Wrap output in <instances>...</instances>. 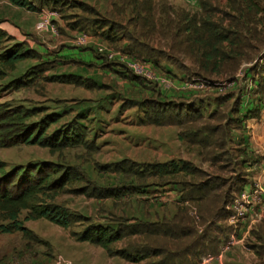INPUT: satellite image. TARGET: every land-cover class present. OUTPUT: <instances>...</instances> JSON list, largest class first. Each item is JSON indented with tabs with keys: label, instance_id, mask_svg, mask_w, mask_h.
I'll return each mask as SVG.
<instances>
[{
	"label": "trees",
	"instance_id": "obj_1",
	"mask_svg": "<svg viewBox=\"0 0 264 264\" xmlns=\"http://www.w3.org/2000/svg\"><path fill=\"white\" fill-rule=\"evenodd\" d=\"M9 1L29 10L37 8L32 0ZM261 1L264 0H227L226 9L230 14L224 13L227 19V22H224V17L216 20L220 3L218 0H200L201 9L197 12H186L181 8L172 13H169V5L162 2L158 14L154 12L153 0H119L117 7L121 4V8L133 6L136 15L129 17L128 21L133 22L132 25L137 31L133 29L124 36H117L113 33L115 30L113 25L108 26V23L98 18L92 20L87 17L79 18L74 25L94 32L100 31L99 34L111 42L127 39L129 44L126 50L137 54L156 53L150 42L156 38L162 39V42L164 41L171 49L170 52L172 51L169 54L170 59L181 69L190 70L185 64V60L190 59L192 67L198 69V71L194 69L196 73L217 77L230 76L243 61L253 60L264 49V6H261ZM67 2V0L43 1L44 4L52 6L53 4L64 6ZM81 4L94 11L88 4ZM101 27L104 29L103 32ZM11 39L6 32L0 30V48L2 46L4 48L6 42ZM23 43L25 42L14 43L1 50L0 79L5 78L7 70H15L22 62L42 58L33 47L24 49ZM50 63L48 60H41L36 65L29 66L23 76L16 81H9L10 84L4 85V88L26 87L48 70ZM44 79L61 83L78 81L77 76L72 74L44 75ZM152 108V115L148 116L147 121L157 125L165 123L179 125L182 128V137L198 145L199 153L204 159L215 162L229 154L223 150L228 133L232 129L228 120L238 119L232 112L217 108L206 116L201 109L195 110L190 106L176 103H157ZM43 112L44 115L38 117V114ZM64 113L48 112L46 107L40 106L14 105L8 101L0 103V148L21 144L50 147L55 151L80 145L91 147L92 141L88 140L90 130L80 118H74L57 130L48 132L53 124L62 119ZM218 132L221 137L213 143V138ZM201 134L205 137L200 138ZM209 139L214 147H211V143L208 145ZM116 166L123 173L129 171L128 166L123 164ZM136 168L140 169L134 174H141L140 179L148 175L153 179V183H160L164 178L179 183L184 191L181 198L192 203L178 206L177 213L169 220L152 222L138 218L137 226L128 231L112 225L89 226L81 234L80 239L99 244L110 252L112 245L122 241L124 237H143L145 239V243L141 244L143 246L130 250L121 248L114 250L112 254L132 262H140L151 257L150 259L156 260H151L150 264H200L203 258L209 252H214L216 246L220 244L211 233L213 224L207 222L211 218L217 219L223 212L225 203L229 201L228 197L218 193L225 180L201 179L204 170L183 159L131 166V169ZM145 169L149 170L148 174L145 173ZM55 172L56 169L52 166L48 168L47 164L37 163L22 164L8 170L6 162L0 159V233L26 232L24 221L40 218H47L65 228L71 225L72 214L60 206L47 203L42 198L45 191H52L65 184L64 180L63 182L59 180L61 177L54 179ZM70 176L66 180L71 182L78 177L72 174ZM125 185L124 189H129L131 193L139 191L132 183ZM149 185H152L151 182ZM139 186L141 189H147L144 188L147 184ZM201 187H205V190L199 192ZM108 189L110 187H104L105 191ZM194 209L201 218L200 225L190 215ZM24 211L26 215L22 218ZM199 226L203 227L201 232ZM251 234L257 241L251 244L252 248L259 254L264 253V234L257 228L252 230Z\"/></svg>",
	"mask_w": 264,
	"mask_h": 264
},
{
	"label": "crops",
	"instance_id": "obj_2",
	"mask_svg": "<svg viewBox=\"0 0 264 264\" xmlns=\"http://www.w3.org/2000/svg\"><path fill=\"white\" fill-rule=\"evenodd\" d=\"M32 1L37 7L36 10H29L25 7L15 5L9 0H0V30L6 32L8 36L17 42L26 41L41 54L43 60L51 62L49 69L44 72V75L72 74L76 75L78 79L75 83H61L46 80L47 83L72 86L82 91L91 90L90 94H88L90 95L89 97L87 95V97L73 99L77 102H74L75 104L72 105L78 107L81 103L99 100L100 95L104 94L112 99L110 110L113 115H106L104 111H96V113L101 122L104 123L105 120L110 121L108 125H112L111 127L113 128L117 125L115 119L111 116L114 117L118 111V120H125L126 118L124 125L128 127H137L142 130L158 128L159 131L161 127H166L167 129L173 130V132L178 127L176 130L178 133L176 142L180 146L174 147L170 143L171 149L169 151L165 150V152H162L161 149H154L156 155L166 156L167 160L164 161L158 158L149 160V157L146 160L142 159L143 154H145L143 150L146 149V142L144 141L145 134L156 135L157 138H161L162 132H107L109 129L108 126L107 130L100 129L98 132H106V134L101 133L98 137L97 132V134L95 133L93 135L91 141H97L104 137L102 140L104 149L110 151V153H116L120 149H123L129 154L126 157H122L125 155L119 156L121 160L117 157L118 159H116L114 166L117 164L128 166L124 162H129L127 158L136 161L132 162V165L140 166H145L144 164L169 162L174 159H183L193 163L202 170L217 168L221 171L224 168L223 165H227L225 163L230 162L226 158L227 155L219 158L215 162L204 159L199 153L198 145L182 137V128L177 124L165 123L163 125H157L147 121L148 116L152 115L153 105L157 103H176L186 107L190 106V108L195 110L201 109L206 116L217 108H221L222 110L232 112V115L240 120L239 123H236L232 127L231 132L228 133L229 135L226 138L223 150L225 152H231V149L227 148L230 144L232 151L237 150L239 152L240 164L238 165L242 168L244 175L228 186V182L225 180V183L218 189V193L224 197H228L229 201L225 203L221 215L217 219L211 218L207 223L213 224L211 233H213L220 244L216 246L217 249L214 252H209L200 264H264V253L259 254L251 246V244L257 243L256 238L251 234L252 230L257 228L261 234H264V223H262L264 222V196L262 197L261 203L254 206L256 215H251L252 210L247 205L249 211H245L246 213L238 221L233 218L236 214V200L240 199L243 193L252 195L256 187L264 186V78H254V72L257 68L256 63L258 61H264V49L253 60L243 61L238 69L226 79L219 80L217 76L211 78H191L187 71L178 67L172 62L170 57L164 54L158 56L156 55L157 53H132L126 50L129 44L127 39L111 42L99 34L100 31L91 32L90 30L91 33L88 34L89 29L87 30L74 25L77 19L82 18V15L74 14L73 19L65 18L66 15L62 14L60 9L54 7L49 8L46 5L42 7L40 5L41 2L38 4L37 0ZM76 3L90 4L88 0H80L76 1ZM196 5L197 11H199L201 9L200 2ZM119 7H122V4ZM45 19L50 22L49 27L44 30H39V22ZM17 20L20 22L17 23ZM70 31L77 32L74 39L66 37L70 36ZM87 31V34L90 35L88 44H79L78 38ZM101 39L108 41L107 43L110 42L108 44L109 47L103 42H99ZM91 42H95L98 46L104 44L106 48L112 49L117 54L123 53L136 59L150 61L153 67L152 70L169 79L172 82L171 87L163 86L150 77L137 74L126 62L121 61L118 55L115 58H110L106 52L104 54L98 53L99 51H97L96 47L91 46ZM77 48L81 50H77ZM86 49H91L93 52L96 50L97 52L95 51L94 54L97 59L94 60L93 53ZM26 61H31L28 67L39 63L38 60H35L34 63L32 60ZM69 69H73L74 71L69 72ZM243 72L244 74L242 75ZM262 72L260 71L264 76ZM198 80L203 83V88L197 87L196 81ZM121 93L123 95H120ZM56 101V106H64L65 103H68L63 98H59ZM134 108H136L137 112H142L140 118L136 117L135 113H132L133 111L131 110ZM170 110H172V107ZM170 110L169 112H171ZM207 111H209L208 114H206ZM90 112H93V110L90 109ZM90 112L89 117H91ZM72 113L73 111L65 112L61 120L68 119ZM74 118H80L81 122L87 125L90 131L93 129L92 124L96 123L95 118L91 117L94 119V122H92L85 115L79 114L78 112L72 115L69 121ZM112 122L113 124H111ZM204 137L203 134L200 135V138ZM218 137H221L220 132L214 136L213 143H215ZM137 139L140 141H135ZM159 140H156L157 143H160ZM208 141L209 145L212 141L210 139ZM211 147H214L212 143ZM104 166L108 165L105 164ZM215 178L220 177L215 176ZM151 184L156 185L154 187L155 190L162 189L166 191L167 194L165 196L167 195L171 200V207L173 209H170L169 212L163 208L161 209L160 203L159 207H156L158 206L156 204H152L155 208L156 218L148 220L144 219L149 215H146L147 211L143 205L145 202H142V204H139V207H142V210L139 212H142L143 216L137 217V215H134L135 218H143V220L152 222H158L164 219L169 220L177 213L178 206H186L192 203L188 200L184 201L181 198L184 191L179 183L169 180L153 183L152 180ZM157 186H161L162 188ZM201 188L199 192L205 190V187ZM142 192L145 194L147 190L144 189L141 192L136 191L133 194L136 193L139 198L146 199V196ZM223 200L225 201V198ZM148 213L151 214L150 212ZM232 234H236L237 241L235 245L228 246Z\"/></svg>",
	"mask_w": 264,
	"mask_h": 264
},
{
	"label": "rangeland",
	"instance_id": "obj_3",
	"mask_svg": "<svg viewBox=\"0 0 264 264\" xmlns=\"http://www.w3.org/2000/svg\"><path fill=\"white\" fill-rule=\"evenodd\" d=\"M43 1L45 0H42L40 4V0H37L38 4L42 7L46 5ZM67 1V4L64 6L59 4L46 6L49 8L54 7L60 9L62 14L66 15L65 18L73 19L74 14H79L82 15V18L87 17L90 20L94 18L104 20V23H108V26L109 24L114 26L115 30L113 33L117 36H124L125 33L131 32L133 29L137 31L132 25L133 22L130 20L129 23L128 21L129 17L136 15L132 5H127L126 7L121 8L116 5L119 0H88L90 2L89 6L94 8V11H91V8L89 9L81 3H76V1L80 0ZM199 1L200 0H153L154 12L156 14L159 13L161 9L160 4L162 2H166L169 7L172 8V10L169 8V13L181 8L186 12H197L196 4ZM218 1H220V3L219 9L216 13V20L224 17V22H227L224 15L225 12L230 14V11L226 9L227 0ZM260 4L261 6H264V1H261ZM19 22L20 21L17 20V23ZM103 31L104 29L101 27V32ZM91 32L89 30V33L88 31L86 33L90 34ZM70 33V36H66L67 38L74 39L77 35L76 31H70ZM99 42H103L109 47L108 44H110V42L107 43L108 41H104V39L99 40ZM14 43L19 42L14 39L8 40L4 48H2L3 46L0 48V52L5 49L6 46H11ZM150 43L154 47L158 56L164 54L170 57L169 54H171L172 51L170 52L171 49L164 43V41L162 42V39L158 40V38H156V40ZM23 44L24 49L31 47L26 41ZM90 44L91 46L93 45L96 47L97 51H99V46L95 42H91ZM104 44L102 45L105 46ZM77 50L81 49L77 48ZM86 50L93 53L94 60L97 59L94 54L96 50L94 52L91 49ZM98 53L104 54V51H99ZM35 60H38L39 62L41 60L43 61L42 58H34L32 62L34 63ZM30 63L31 61H25L20 63L15 70L6 69L7 73L4 75L5 78L0 79V103L8 101L14 105L24 104L26 106L46 107L48 112L63 113L73 111L72 115L78 112L79 114L85 115V117L92 122H94L93 118H95L96 123L92 124L93 129L88 136V140L90 141L93 139V135L95 133L97 134L100 129L107 130V126L109 128L107 132H162L161 138H157L156 135L152 136L145 134L144 141L146 142V149L143 150L145 154L142 156V159L144 160H146L147 157H149V160L157 158L162 161L167 160L165 155H156L154 149H161L162 152H165V150L169 151L171 149L170 143H172L174 147L180 146V144H177L176 142L178 136L176 130L178 127H176L177 129L174 132L166 127H161L160 131L158 128L142 130L137 127H128L124 125L126 118L125 120H118L119 111L114 117L111 116L115 119L117 125L115 128L111 127L112 125H108L110 121L105 120L104 123L101 122L96 111H104L106 115H113L110 110L112 102L111 98L103 94L100 95L99 100L93 102L87 101L76 107L75 105H72L75 104L74 102H77L73 99L87 97L91 90L82 91L81 89L72 86L69 87L57 83H47L46 79H44V73L38 79H35L30 84L26 85V87H15V89L6 90L4 85L10 84L9 81H16L23 76ZM185 64L190 68L187 72L191 78L198 76L201 78H211L215 76L206 73H196L194 69L197 71L198 69L197 67H192V60L190 59H186ZM256 64L257 68L254 72V78L258 79L260 77L261 79L263 78V75L260 71H263L262 73L264 74V61H258ZM71 71L74 70L69 69V72ZM243 74L244 72L242 75ZM227 77L228 76L222 75L218 76L219 80L226 79ZM120 95H123V93ZM89 96L90 95H88V97ZM59 98L66 99L68 103H65L64 106H56V100H59ZM90 109H92L93 112H90ZM131 111H133L132 113H135L138 118L142 115V112H137L136 108ZM89 112L90 116L93 118L89 117ZM208 113L209 111H207L206 114ZM43 115L44 112L38 114V117L41 118ZM71 117L53 124L48 132L51 133L62 127L71 119ZM102 119L104 120V118ZM113 122L111 124H113ZM228 122L231 123L230 126L232 128L240 121L239 119L230 118ZM101 133L106 134V132H98V137ZM103 139L101 138L97 141H92L91 147L80 145L75 147H65L58 151H55L54 148L50 147L25 144L9 148H0V159L6 162L8 170L15 166H20L22 164L29 165L32 163L47 164L48 168L49 166L55 168L56 172L54 174V179H59L61 177L59 180L61 182L64 180L65 184L52 191H45L42 198H44L47 203L60 206L72 214L71 225L68 228L58 225L47 218H40L25 220L24 226L27 228L26 232L18 231L14 233H0V264H150L151 260H156V258L150 259V257L144 259L142 262H132L128 259H123L121 256L112 254L114 250L121 248H129L127 250H130L143 246L141 245L145 243L143 237H124L122 241L112 245L110 249L111 253L99 244L80 239L81 234L89 226L112 225L117 229H126V231L131 230L134 228L133 226H137L136 221L138 218H135L134 215H137V217L143 216V213L139 212L142 210V207H139V204H142V202H145L143 204L145 206L144 209L147 211L146 215H149L144 219L148 220L156 218L155 208L152 204L158 205L156 207L161 205V209L163 208L169 212L170 209H173V207H171V200L167 195V197L165 196V194H167L166 191L162 189L155 190L154 187H156V185H149L153 180L152 178H149L148 175H144L143 179H140L139 175L141 176V174H134L135 171L140 169H131V166H137L132 165V162L136 161L127 158L129 162L125 161V164L128 165L127 169L129 171H125L126 173H123L121 169L114 166L116 159H118L117 157L122 155H125L122 157H126L129 154L123 149H120V151L116 153H110V151L104 149L102 144ZM131 139L134 140L133 138ZM157 139H160V143H157ZM135 141L140 140L137 139ZM227 148L231 149V152H228L229 154L226 156L227 160L230 162L225 163L227 165H223L224 168L221 171L217 168L204 169V174H202L201 179L206 180L208 178L219 176L222 180L228 182V186L230 183L237 181V179H240V177L244 175L242 168L238 165L240 164L239 152L237 150L232 151V146H230V144ZM121 152L122 154H120ZM105 164L108 166H104ZM148 172L149 170L145 169V173L148 174ZM70 174L77 175L78 177L72 182L66 180ZM133 179H135V181ZM167 180H169V178H164L161 182ZM128 183L134 184L136 190H139L138 192L144 190L140 188V184H147V186L144 187L148 188L146 189L147 193L144 194V192H142L146 196V199L139 198L136 193L133 194L129 192V189H124L126 187L125 184ZM106 186L110 187L108 191L104 190V187ZM157 187L162 188L161 186ZM194 212V210L191 211L190 215L193 216L198 221V225H200V222H202L201 218L198 219ZM25 215L26 211L22 213V218H24Z\"/></svg>",
	"mask_w": 264,
	"mask_h": 264
},
{
	"label": "built area",
	"instance_id": "obj_4",
	"mask_svg": "<svg viewBox=\"0 0 264 264\" xmlns=\"http://www.w3.org/2000/svg\"><path fill=\"white\" fill-rule=\"evenodd\" d=\"M48 19V18H47ZM45 19V20H41L38 24V29L39 30H44L46 28L49 27L50 22ZM90 38V35H88L87 33L82 34V36H80L78 38V43L82 44V45H86L88 44V39ZM98 50L100 52H106L107 55L110 58H115V56L118 55V58L123 61L126 62V64L137 74H142L144 76L150 77L152 80H154L155 82L166 86V87H171L172 82L167 79L166 77H164L163 75L157 74V72H154L152 70V65L150 61H146V60H140V59H136L132 56H129L127 54H123V53H116L114 52L112 49L110 48H106L105 46L101 45L98 47ZM196 85L199 88H203L204 85L202 82L196 81ZM264 196V186H258L254 189L252 195L248 194V193H243L241 195L240 199H237L236 201V206H235V210H236V214L233 216L234 220L238 221L239 218L241 216H243L246 212L245 211H249V209L247 208V205L249 206V208L252 210L251 211V215H256V209H255V205H258L261 203L262 197ZM193 211V210H192ZM194 213L196 214V217L199 219V215L197 214L196 210L194 209ZM200 231L203 230V227H199ZM237 241V236L236 234H232L230 237V240L228 242V246H233L236 244Z\"/></svg>",
	"mask_w": 264,
	"mask_h": 264
}]
</instances>
